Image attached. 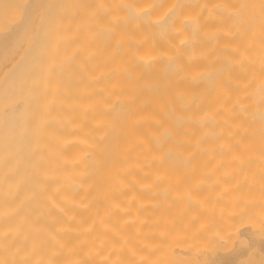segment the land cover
Listing matches in <instances>:
<instances>
[{
  "label": "bare ground",
  "instance_id": "obj_1",
  "mask_svg": "<svg viewBox=\"0 0 264 264\" xmlns=\"http://www.w3.org/2000/svg\"><path fill=\"white\" fill-rule=\"evenodd\" d=\"M0 264H264V0H0Z\"/></svg>",
  "mask_w": 264,
  "mask_h": 264
}]
</instances>
